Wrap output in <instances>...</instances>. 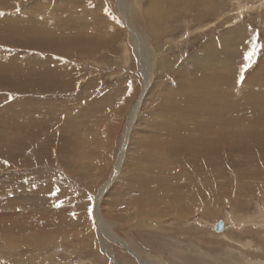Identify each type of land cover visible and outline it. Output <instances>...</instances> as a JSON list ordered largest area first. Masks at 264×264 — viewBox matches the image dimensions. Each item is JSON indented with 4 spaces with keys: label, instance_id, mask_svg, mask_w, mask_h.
<instances>
[{
    "label": "rangeland",
    "instance_id": "obj_1",
    "mask_svg": "<svg viewBox=\"0 0 264 264\" xmlns=\"http://www.w3.org/2000/svg\"><path fill=\"white\" fill-rule=\"evenodd\" d=\"M148 1L0 0V65L19 69L22 76L27 75V70L33 71V75L44 74L46 68H51L56 75L55 83L44 87L47 97L40 100L35 94L31 102L20 101L19 106L15 104L6 112L7 115L0 112L2 123L10 124L6 127L10 131L5 134L15 135L17 123L34 130L28 119L35 120V129L40 134L33 141L36 145L33 142L30 145L37 146L36 150L31 146L23 147L22 153L28 156L32 151L42 149L40 154L50 151L47 157L38 156L35 164L14 158L9 161L5 154L0 155V235L3 234L1 245L4 246L0 250L4 253L1 264H140L137 253L147 260H156L152 264H187L180 258L191 254L195 255V264H228V257L256 260L260 255L264 261V252H260L264 248L263 192L252 196L245 209L236 204L235 199L239 198L235 196L228 201L218 200L212 206L208 202L197 204L183 219L174 218L159 196L167 189L173 191L176 186L193 184L195 180L190 178V170L183 180L173 175L156 180L160 175L169 174L170 165L165 164L167 159L160 161L163 149L155 143L157 135L153 136L158 128L154 127L156 123L166 120L157 109V97L161 93L179 90L185 95L196 94L195 99L199 100L204 98L197 93L215 92L211 88L197 90L196 80H210L184 58L201 44L209 47L224 34L228 45L214 46L220 55L212 52L210 62H203L212 63L211 66L217 61L220 64L221 53L227 52V71L241 69L243 80L240 77L227 82L228 95L223 96L242 99L244 94L264 93V0H157L161 12L153 8L154 14L150 16L159 31L158 36H153L150 23L141 11ZM9 17L19 21L24 18L26 22L15 23ZM3 32L7 35H2ZM235 33L244 38H234ZM26 37L33 38V44L19 45L18 41ZM74 37L72 42L70 38ZM51 38L58 41V47L47 45ZM15 40L18 41L14 44L10 42ZM252 52L251 59H247ZM253 79L256 82H252ZM185 83L188 90L182 86ZM0 84L7 89H0L1 105L14 103L19 94L12 87ZM220 85L219 82L214 84L217 88ZM224 101L227 104L221 100H216L215 104L219 108L234 107L231 112H225L229 116L224 119H230L228 125L235 122L257 125L264 121V97L248 100L249 104L232 105L234 101ZM139 102L133 117L131 107ZM147 120L155 121V125ZM222 123H219L221 127L226 126ZM193 124L189 119L181 123L183 126ZM2 133L4 129L0 127V136ZM41 133L54 138L49 140V150L38 148L45 140L40 138ZM123 141L127 162L121 168L117 154ZM187 142L184 146H190ZM4 148L7 146L1 142L0 150ZM220 150L227 152L225 147ZM194 151L207 155L205 148ZM219 156L216 153L214 161L222 160ZM210 177L218 179L214 174ZM141 179L156 180L158 196H150L154 205L142 207L135 199L132 201L133 197H140L132 186ZM201 179L211 180L206 176ZM259 180L244 181L255 186ZM106 184L109 186L101 194ZM28 193H32L33 199H28L31 197ZM96 198L101 220L95 213ZM28 204L31 209L23 210ZM231 209L237 218L232 216ZM133 210H142L146 215ZM20 215L27 220H22ZM137 219L148 225L134 224ZM218 221L222 226L223 221L225 224L221 233L215 232ZM101 223L108 228V237L106 232H101ZM156 226H162L165 232H158L154 229ZM178 226L191 231L193 239L184 240L181 234H173ZM98 232L104 243L99 240ZM113 236L128 244L122 246ZM179 242L185 245L180 246ZM191 242L196 246H192V250L186 245ZM201 251L210 255H200ZM243 263L237 261V264Z\"/></svg>",
    "mask_w": 264,
    "mask_h": 264
},
{
    "label": "bare ground",
    "instance_id": "obj_2",
    "mask_svg": "<svg viewBox=\"0 0 264 264\" xmlns=\"http://www.w3.org/2000/svg\"><path fill=\"white\" fill-rule=\"evenodd\" d=\"M125 2H127V0H125ZM118 5H120V4H118ZM122 6H124V5H122ZM153 8L155 9V11L161 12V8H160V6L158 7L157 0H149L147 2V5L144 8H142L141 11L144 14V16L146 17V20L150 23L149 30L151 31V33L153 32L152 33L153 36H158L159 31L156 29L157 27L155 26L156 27L155 28L154 25L152 24V19L150 16L151 14H154V13H152V11H154ZM130 9H133V8L130 7ZM158 14H160V13H158ZM155 16H157V15H155ZM10 19L12 22H15V23H17V22L25 23L26 22V19H24V18L22 19L24 21H19L18 19L14 18V17H11ZM37 23H39V21H37ZM127 25H129V24L127 23ZM131 27H133V26H131ZM25 33H29V32H25ZM32 33L37 34L38 32H32ZM1 34L7 35L5 32H3ZM40 34H42V33L40 32ZM41 36H43V35H41ZM245 36H246V32H245ZM238 37L244 38L241 34L235 33L234 38H238ZM226 39L227 38L224 34L221 37H219L217 40H213L212 45H209V47L213 46L210 49H208L209 47H207L206 44L205 45L201 44L200 47L198 49H196V51H194L192 54L190 53L191 54L190 56H188L187 58L186 57L184 58L185 62L190 61L194 65H196L197 72L203 74V76H207V78L210 80V82H208L207 79H203L202 80L203 82L196 80L197 90L199 92H202V91L207 90V88L208 89L211 88L215 92L197 93L198 97L201 96L204 98V99H199V100H197V98L195 99L196 94H192V93L187 92L188 93L187 94L188 96H187L185 94L179 93V90H173L172 92H166L165 91L164 92L165 94L161 93V95L157 97V99H158L157 109L159 110L160 113L164 114V117L166 120H164V121L162 120V121H159V123H156V126H154V127H158V128H157V131L153 132V136H155V134L157 135V139H156L155 143H157V144L159 143L158 148L163 149L162 153L159 155L160 157L163 158L160 161L164 162L167 159L165 164L170 165V167H169L170 171H168L169 174L166 173L167 175L164 174V175L158 176L156 180L163 179V178H169V175L176 176V179H182L183 180V179H185V176L187 175L189 170H190V174L192 175L190 178L195 180V182L193 184H187V185L185 184L184 186H180V187L176 186L173 191L170 189H167V190L163 191V193L159 196L162 199V201L165 202V205L169 206L168 211H170V213L173 214L174 218H176V219H183L185 214L188 211H192L193 208L194 209L197 208V204H198V206H201L203 203L208 202L209 205L212 206V205H216L218 200H227L228 201V200H230L231 197L236 196L239 198V200L235 199L236 204L240 205L241 209H243L245 205L249 204V199L252 196H255L256 193L260 194L261 192H263V194H264V182L263 183L260 182V180L261 181L264 180V121H259V123L257 125H240L239 122L231 123L232 125H228L230 119L228 117L226 119H224L226 116H229L225 112H231L230 110L234 109V107L233 106H221L223 108L222 109V108H219V105L215 104L216 100L223 101V104H227V103H225L224 100L234 101V103L232 105H236L237 102L247 104L248 100L256 99L259 97H264V93H262L259 96H257V94H252V95L244 94L243 95L244 97H242V99L239 97H236L234 99H229V98L223 96V95H228L226 93V90L229 88L226 89L225 84L227 82L232 81V80L238 79L242 76V73H240V71H241L240 68L234 69L230 73L227 71V67H228L227 66V60L229 57L227 55V52H225V55L221 53V58L219 59L220 64H217L218 61H217V63H214L213 66H211L212 63L211 64L210 63L209 64H205V63L203 64L204 61L210 62V60L212 59V52H216L217 55H220V53L215 51L216 48L214 46L221 47L224 45H228V42ZM32 40H33V38L27 39V37H26V39L23 41L22 40H20V41L15 40V41H10V42L14 44V42L18 41V42H20L19 45L23 44L26 46H28V45L30 46V44H33L32 42H34ZM38 40H39V38H38ZM70 40H72V42L75 41V37L70 38ZM68 42H69V38H67V40H66V43H68ZM57 44H58V41H55L53 38H51V39H49V42L47 45L48 46L53 45L54 47L55 46L58 47ZM246 47H248V46H246ZM229 64H230V66L232 65L231 63H229ZM145 68L147 69V65H145ZM54 72L51 68H46V72H44V74L34 73V75H33V71L29 72L27 70L25 72V73H27V75L22 76L19 74V69H17V70L12 69L10 65L9 66L0 65V83L6 84L7 86L12 87L13 90L19 94V96L16 97L14 103H9V104L4 103L3 105H1V103L3 101L0 102V106H1L0 112L7 115L6 112L9 111L15 104L17 105L20 101L31 102L32 98H35V94L40 97L39 98L40 100L47 97L48 96V94L46 93L47 89H45L44 87H48L51 84L55 83L56 75ZM9 73H12V75ZM190 73H193V71H190ZM15 74H17V76H15ZM46 74H48V75L46 76ZM181 74H184V73H181ZM255 74H257V70L255 71V73L253 75L255 76ZM40 77H43V78L40 79ZM183 77H184V75H183ZM217 82H219V84H221L220 88H217L214 86V84H216ZM252 82H256V79H253ZM252 82H247V85L251 86ZM187 83L182 85V86H184V89L188 88ZM67 84L68 83H66L64 85V88L66 87ZM243 84H244V82H243ZM255 84H257V83H255ZM254 85H253V87H254ZM3 87L4 86H2L0 84V89L7 91V89H5ZM32 88H33V90H32ZM60 88H62V85L60 86ZM60 88H58L57 90H59ZM244 89L245 88H243V90ZM159 90L160 89H158V91ZM255 90H257V89H255ZM32 91H34L35 93L32 94ZM251 91H252V89H251ZM24 92H27V93L25 94ZM182 93H184V92H182ZM194 93H195V91H194ZM21 98H23V99H21ZM154 100H155V98H154ZM152 101H153V99H152ZM36 102H38V101H35V103ZM138 104H140V102L137 103L136 106L134 105L131 107L130 114L133 117H135L134 115L136 114L137 106H139ZM238 105H242V104H238ZM17 106H19V105H17ZM132 116H130L131 120L133 118ZM161 116H162V114H161ZM190 118H193V119H190ZM187 119H189V121L191 123H194V124L190 125V126L181 125V123H183ZM221 120L223 121V123L226 124V126H224V127L220 126L219 123L222 122ZM0 121H1L0 127H2L4 129V133H2L3 135L0 136V144L2 142V144L5 147L7 146V148L0 150V155L5 154V156L9 157V159H7V158H4V159H7L9 161H11L13 158L14 159H21V161L29 162L30 164H35V163H37L38 156L41 158V157H47L49 155L50 151L46 152V153H42V154H40L42 152V149L39 151V149L42 147H43V151L50 149L51 144L49 143V140L52 137L50 136L51 134L49 135L47 133H41V135H40V138H44L45 140L43 142H40L41 145L38 147L39 152L32 151V153L28 156L25 155V153L21 152L23 147L31 146L30 142H33L35 140V136L40 134V132L37 129H35L36 128V125L34 124L35 120L28 119L30 125L32 127H34V130L25 129L21 124L15 122V123H17L15 125V129L17 131L15 135L12 132H8L7 134H5V132L10 131L6 128L10 124L8 123V124L4 125L2 123L4 121L3 120H0ZM133 121H134V119H133ZM147 121L150 122V124L152 122V125H155V121H153V120H147ZM26 136H28V138ZM139 138L140 137H138V139ZM53 139L54 138H52V141H53ZM21 140H23L24 143H21ZM36 141H37V139H36ZM185 141H188L187 144L190 142V146H184ZM180 142H182L184 147L182 146V144ZM35 143H37V142H33V144H35ZM31 147H33L36 150L37 146L36 147L31 146ZM44 147H45V149H44ZM69 147H71V146H69ZM124 147L126 148L125 142L123 141L121 148H120V152H119V154H117V160H119L121 162L119 164V166H121V168L125 167L126 166L125 164L127 162V161L125 162V157H126L127 153H126V150ZM199 147H201L202 149L205 148V150L207 151L206 152L207 155H205V156L203 155L204 156L203 157L200 155L201 152L194 151L196 148H199ZM221 147H225L227 154L225 153V151L222 152L220 150ZM187 150H190V151H187ZM185 151H186V153H185ZM35 153H38L39 155H34ZM216 153L220 154L219 159L222 158V160H220V161L218 160V162L214 161V156ZM233 153H236V154H233ZM128 154H130V153H128ZM31 156H32V158H31ZM1 159L2 158L0 156V160ZM130 161H131V159H130ZM116 166H117V164H116ZM162 171H163V169H162ZM166 172H167V170H166ZM211 174H214L215 176H217L218 179H214V177H210ZM120 175H121V172H120ZM205 176L208 178H211V180H202L201 178H203ZM259 178H260V180H259L260 185L259 186H256L259 183L258 181L256 182L255 186L249 185V182L244 181V180H256ZM156 180H150V179L142 180L141 179L140 183H138V181H137V184L133 183V186H132L133 190L136 191L137 196H140V197H133L132 201L134 202V199H135V201L142 207L148 206V205H154V202H152L150 200V196L151 195L158 196L156 194V183L154 182ZM107 186H109V184L108 185L106 184L102 188L101 194L104 193L105 188ZM108 189H106V190H108ZM31 194L28 193L27 195L31 196ZM28 199H33V198L31 196V197H28ZM262 199H264V195L262 196ZM98 202H99V200H98V198H96V205L97 206L95 207V213H97L99 215V217H100L99 220H101L102 217H101V213H100V208L98 207L99 206ZM233 204H235V203H233ZM22 209L25 211L29 210V209H31V205L28 204V207L23 206ZM0 210H1V208H0ZM231 210L233 211V213H231L232 216L235 217L234 210L233 209H231ZM133 211L145 214V212H143L142 210L141 211L133 210ZM30 216L31 215H29V217ZM20 217L22 218V220H27V218H25V216L20 215ZM235 218H237V217H235ZM10 219H11V217H10ZM263 219H264V217H263ZM12 220H13V218H12ZM99 220H97V221H99ZM100 222H102V221H100ZM143 222H145V221L142 219H137L134 224L139 225V226H141V225L144 226L145 224L148 225L147 222H145V223H143ZM23 224H25L27 227L30 226V223L24 222ZM165 224H168V223H165ZM212 224L214 225V223H211L210 225H212ZM242 224H238V225H242ZM100 227H101V232H106L107 237H108L109 236L108 228L105 225H103V223L100 224ZM180 227L178 226V228H177L178 230H176L173 234H177V235L181 234L184 237V238L183 237H181V238H183L184 240L185 239H193V237H191L193 235L191 231L185 230V228L183 226H180ZM154 229L157 230L158 232H161V233H162V231L165 232V230L162 229V226H156ZM224 229H225V224L223 221L222 229L220 231H217L215 229V232L221 233V232H223ZM2 235H0V250H3V248H4V246L1 245V236ZM113 237L118 239L116 236H113ZM98 238L102 243H104L102 241L103 238L101 237L100 232H98ZM118 240H120V244H122V246H126L128 244V243L125 244L120 238ZM178 244L180 246L185 245L184 243H180V242ZM174 245H175V243H174ZM186 245H188V247H190L191 250H192V246L196 247L195 244H193L192 242L186 243ZM45 246H46V242H45ZM45 246H44V248H45ZM128 251H129V249H128ZM260 252H264V248H261ZM3 254L4 253L0 252V258H2L1 255H3ZM199 254L200 255L202 254L203 256L210 255V253H207L204 251H201ZM135 255H136V259L139 261L140 264H152V263L156 262V260L153 261V259L147 260V259L143 258L142 254H140V253H137ZM239 255H241V253ZM172 256H174V255H172ZM194 256L195 255H193V254H191L189 256H183L182 258H180V261L182 263L186 262L187 264H195L194 260L196 258ZM244 256H245V254H244ZM196 257H198V256H196ZM258 257L260 259H256V260H254V259L251 260L250 258H247V257H245L246 259H244V260L242 259L243 257H240L238 259H231L230 257H228L227 259H228V264H237V261H241V262L243 261L244 262L243 264H264L263 258H261L262 255H260ZM177 259H178V257H177ZM1 263H4V262H0V264Z\"/></svg>",
    "mask_w": 264,
    "mask_h": 264
},
{
    "label": "snow or ice",
    "instance_id": "obj_3",
    "mask_svg": "<svg viewBox=\"0 0 264 264\" xmlns=\"http://www.w3.org/2000/svg\"><path fill=\"white\" fill-rule=\"evenodd\" d=\"M0 15H2V13H0ZM253 54H254V52L249 53L248 56H247L246 58L250 60V59H251V56H252ZM248 66H250V65H246V67H248ZM241 80H243V75L241 76ZM4 163L7 164L8 161H4ZM89 199H91V197H89ZM88 211H89V214H91L92 209L89 208ZM73 216H75V213H73Z\"/></svg>",
    "mask_w": 264,
    "mask_h": 264
},
{
    "label": "water",
    "instance_id": "obj_4",
    "mask_svg": "<svg viewBox=\"0 0 264 264\" xmlns=\"http://www.w3.org/2000/svg\"><path fill=\"white\" fill-rule=\"evenodd\" d=\"M215 229L217 231H220L222 229V222L221 221H218L216 224H215Z\"/></svg>",
    "mask_w": 264,
    "mask_h": 264
}]
</instances>
